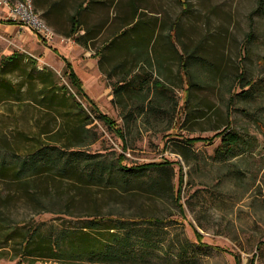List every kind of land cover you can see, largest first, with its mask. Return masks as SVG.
<instances>
[{
    "label": "rangeland",
    "instance_id": "1",
    "mask_svg": "<svg viewBox=\"0 0 264 264\" xmlns=\"http://www.w3.org/2000/svg\"><path fill=\"white\" fill-rule=\"evenodd\" d=\"M16 1L0 4V153L27 156L37 139L74 114L70 94L42 86L39 75L49 67L57 85L70 88L63 55L87 96L124 130L129 144L124 151L117 131L96 119L99 139L87 147L89 153L114 161L122 152L129 166L173 162L167 171L182 211L151 191L154 169L130 193H113L125 214L165 219L159 246L135 264H235L236 256L238 264H264V9L254 14L257 0H32L40 17L41 9L56 4L51 40L10 16ZM78 8L80 29L68 36ZM190 55L209 67L203 78L184 71ZM4 57L15 58L5 64ZM243 70L259 83V100L237 101L228 114L230 90H241L236 79ZM121 83L128 89L116 97ZM227 122L250 141L235 156H220L219 138L185 141L210 137ZM97 199L100 212L112 201ZM27 210L22 206L21 218H31ZM14 263L0 257V264Z\"/></svg>",
    "mask_w": 264,
    "mask_h": 264
},
{
    "label": "trees",
    "instance_id": "2",
    "mask_svg": "<svg viewBox=\"0 0 264 264\" xmlns=\"http://www.w3.org/2000/svg\"><path fill=\"white\" fill-rule=\"evenodd\" d=\"M257 4L254 14L264 9V0H257ZM55 5L41 9V18H45L47 24H55L50 14L55 12ZM80 13L81 9L78 8L70 16L72 26L68 36H74L80 29ZM247 35L251 36V33ZM54 52L57 53L56 50ZM14 58L4 57L3 60L8 64ZM59 58L65 63L64 74L71 89L64 84L58 86V75L49 67H45L39 75L42 86L53 85L54 89L63 90L65 95L70 94L68 99L75 105L72 104L74 114L53 134L37 139L35 150L27 156L13 157L0 153V257L14 260V264H33L38 260H54L59 264L146 262L154 247L159 246L157 240L160 230H164L165 219L156 215H127L113 193L121 196L130 193L138 188L135 185L137 179L154 169L158 173L150 183L151 191L174 200L182 211V203L172 182L173 174L170 172L169 175L167 171L173 162L129 166L123 163L125 154L122 152L113 158L114 161L104 159L97 153H89L87 147L99 139L94 129L96 119L117 131L124 151L129 145L126 134L121 128H116L112 118L102 113L87 96L70 61L63 55ZM202 61L198 56L190 55L184 67L186 74L203 78L209 67ZM211 79L216 80V75ZM236 82L241 90H230L226 102L228 114L233 112L237 101L256 103L259 100V83L247 76L246 71L240 72ZM153 84L160 87L158 81ZM127 89L123 83L119 84L115 88V96L119 97ZM83 102L88 105L84 107ZM218 138L220 144L217 152L223 157L235 156L250 144L240 131L230 127L229 122L210 137L192 136L185 141L188 144L212 143ZM179 179L180 184L181 177ZM72 190L76 194H72ZM97 198L105 200V204L108 199L112 200L104 208L108 209L106 213L104 209L99 211ZM22 206L28 209L30 219L20 217ZM42 213H48L51 217L46 220L34 218ZM197 241L201 242L199 239ZM238 259L236 256L235 264H238Z\"/></svg>",
    "mask_w": 264,
    "mask_h": 264
},
{
    "label": "built area",
    "instance_id": "3",
    "mask_svg": "<svg viewBox=\"0 0 264 264\" xmlns=\"http://www.w3.org/2000/svg\"><path fill=\"white\" fill-rule=\"evenodd\" d=\"M7 3H9L8 0H0L1 5ZM9 11L13 19L21 20L25 26L33 29L44 40H51L53 38L55 33L35 11L32 0H17L16 3L10 7Z\"/></svg>",
    "mask_w": 264,
    "mask_h": 264
},
{
    "label": "crops",
    "instance_id": "4",
    "mask_svg": "<svg viewBox=\"0 0 264 264\" xmlns=\"http://www.w3.org/2000/svg\"><path fill=\"white\" fill-rule=\"evenodd\" d=\"M49 5H51V6H52V5H54V4L52 3V4H49ZM49 26H50V27H52L53 25H50V24H49Z\"/></svg>",
    "mask_w": 264,
    "mask_h": 264
}]
</instances>
